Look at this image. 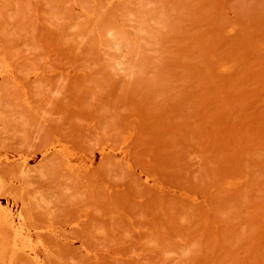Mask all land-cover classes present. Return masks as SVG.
I'll list each match as a JSON object with an SVG mask.
<instances>
[{
    "label": "rangeland",
    "instance_id": "1",
    "mask_svg": "<svg viewBox=\"0 0 264 264\" xmlns=\"http://www.w3.org/2000/svg\"><path fill=\"white\" fill-rule=\"evenodd\" d=\"M0 264H264V0H0Z\"/></svg>",
    "mask_w": 264,
    "mask_h": 264
},
{
    "label": "bare ground",
    "instance_id": "2",
    "mask_svg": "<svg viewBox=\"0 0 264 264\" xmlns=\"http://www.w3.org/2000/svg\"><path fill=\"white\" fill-rule=\"evenodd\" d=\"M5 222H6V220H5ZM13 228V227H12ZM14 230V229H13ZM14 240V239H13ZM16 243V242H15Z\"/></svg>",
    "mask_w": 264,
    "mask_h": 264
}]
</instances>
